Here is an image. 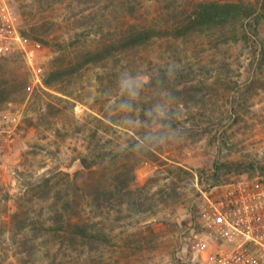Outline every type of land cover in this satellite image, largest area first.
<instances>
[{
    "label": "rangeland",
    "instance_id": "rangeland-1",
    "mask_svg": "<svg viewBox=\"0 0 264 264\" xmlns=\"http://www.w3.org/2000/svg\"><path fill=\"white\" fill-rule=\"evenodd\" d=\"M38 1L14 0L24 29ZM228 1L240 0L44 1L62 30L37 39L40 62L72 76L30 94L24 59L0 60V117L19 118L0 149V264H210L204 194L264 175V23L248 42L230 27L167 36L197 2ZM131 4L133 24L159 33L133 57L111 45ZM90 149L110 176L141 159L122 196L67 182Z\"/></svg>",
    "mask_w": 264,
    "mask_h": 264
},
{
    "label": "built area",
    "instance_id": "built-area-1",
    "mask_svg": "<svg viewBox=\"0 0 264 264\" xmlns=\"http://www.w3.org/2000/svg\"><path fill=\"white\" fill-rule=\"evenodd\" d=\"M41 41L25 33L14 0H0V60L20 55L31 73L28 91L46 89V69L40 62ZM19 118L0 117V149L12 143ZM201 224L214 236L210 264H264V175L242 178L205 193L198 207ZM207 246L198 242L197 250Z\"/></svg>",
    "mask_w": 264,
    "mask_h": 264
},
{
    "label": "trees",
    "instance_id": "trees-1",
    "mask_svg": "<svg viewBox=\"0 0 264 264\" xmlns=\"http://www.w3.org/2000/svg\"><path fill=\"white\" fill-rule=\"evenodd\" d=\"M44 1L45 0L36 2V5L31 8V12L28 13V16L32 23L28 29H24L26 34L39 40H42L43 36L56 34L62 30V27H59L58 22H55V20L51 21L52 16H48L46 14L47 8ZM115 1L116 0H110V3H114ZM133 17V4H131V6H128L126 11H123V20H121L122 24L120 25L122 30L119 34H116V37L111 44L114 45V49L120 48L130 52V57H133V54L138 51L140 47H146L150 42L159 36V33L156 34L154 29L148 27L147 25L133 24L135 22ZM183 17L184 20L182 21L183 23L181 24V27H177L175 29L176 31L173 33L170 32L167 36L168 40L182 38L183 35H185V32L183 33L182 29H193V27H199L197 30L204 32L211 28L224 29L226 27H230L237 32L236 34L238 35L239 41L248 42L252 39L253 29H256L258 33L261 32L258 27L264 23V0H240L239 2L228 1L217 3L197 2L190 14H183ZM169 27L170 26L168 24H165L160 29L162 30L166 28V30H170ZM149 31H153L154 34L152 35ZM59 43L58 37L53 36V46L61 49V45ZM167 49L170 50L171 53L174 52L171 47H168ZM71 76L72 73L68 69H65L64 63L57 60L55 71L51 73L50 76L47 74L45 86L48 88V86L55 82L64 84L68 80L67 78ZM25 91L27 93L29 92L27 85L25 87ZM35 92L36 89L30 94H34ZM1 101L4 100L0 99V103ZM98 135L99 130L96 128L93 140ZM128 135L136 147L139 146L145 148V144L150 143L147 135L143 139L141 138V140L134 137L131 133ZM151 149L147 150L146 148V151L151 153V155L154 154L155 156L157 153ZM99 152L100 153H96L93 149H90L89 154H87V156L82 160L85 171H78L73 177L71 174H64L68 177L67 182L75 185L78 184L79 181H81L80 178H82L84 179L82 182L85 186V190L87 187V189L91 188L92 190H96L98 194L102 193L104 195H113L116 193L118 196H122L124 190L130 189V185L132 181H134L133 175H135L136 165L141 163V159L135 156L136 158H133L136 159L135 163L133 162V164H128V162H126L118 169V171L113 172V176H110L109 174L103 172L106 156L101 153V151ZM100 159L102 162H100ZM252 166L254 168L253 164ZM178 170L185 171V169L181 167L178 168ZM125 177L130 178L128 183L122 182ZM118 203H121V201ZM74 219L69 215L66 221L67 223L77 225L78 227L80 225V220L73 223Z\"/></svg>",
    "mask_w": 264,
    "mask_h": 264
}]
</instances>
